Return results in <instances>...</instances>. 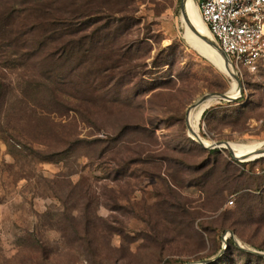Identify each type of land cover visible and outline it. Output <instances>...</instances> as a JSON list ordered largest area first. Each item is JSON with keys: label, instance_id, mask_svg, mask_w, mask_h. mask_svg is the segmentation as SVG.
Instances as JSON below:
<instances>
[{"label": "rangeland", "instance_id": "rangeland-1", "mask_svg": "<svg viewBox=\"0 0 264 264\" xmlns=\"http://www.w3.org/2000/svg\"><path fill=\"white\" fill-rule=\"evenodd\" d=\"M41 2L76 7L98 33L92 59L58 70L50 40L38 48L47 13L0 0V264H264L234 242L264 254V156L188 132L189 107L236 84L195 49L183 0ZM236 71V98L198 105L193 129L257 146L264 69Z\"/></svg>", "mask_w": 264, "mask_h": 264}, {"label": "built area", "instance_id": "built-area-1", "mask_svg": "<svg viewBox=\"0 0 264 264\" xmlns=\"http://www.w3.org/2000/svg\"><path fill=\"white\" fill-rule=\"evenodd\" d=\"M196 4L212 39L237 69H264V0H197Z\"/></svg>", "mask_w": 264, "mask_h": 264}, {"label": "trees", "instance_id": "trees-1", "mask_svg": "<svg viewBox=\"0 0 264 264\" xmlns=\"http://www.w3.org/2000/svg\"><path fill=\"white\" fill-rule=\"evenodd\" d=\"M44 5L45 3H42L41 0H36V5L33 6L32 9V11H35V17L40 16L42 12L47 13L39 18L35 27L36 30L38 28L40 35L38 39L39 49L48 45V41L50 40L49 49L45 52L44 59L51 57H53L51 59L55 61L58 59V61H60L56 64L58 70L64 65V62L71 59L75 62L81 60V64L84 61L92 59L93 57L90 58L91 55L88 57L85 54L86 50H84V46L92 45L95 42L94 38L98 33V29L95 27L97 23L96 19L87 17L86 14L77 11L76 7L69 8L73 11H68L65 14H55L53 10L45 9ZM86 29H91V32L89 34L90 36L86 38L87 41H84V38L79 36V34ZM87 47L89 48L90 46ZM97 61L99 63V59H97ZM103 70L104 66L100 64L96 75L103 73ZM212 152L214 153L216 151L213 150ZM224 165L226 172L230 173L229 177L236 178L237 172L230 167V164L225 163ZM229 241L232 242L231 239H229Z\"/></svg>", "mask_w": 264, "mask_h": 264}, {"label": "bare ground", "instance_id": "bare-ground-1", "mask_svg": "<svg viewBox=\"0 0 264 264\" xmlns=\"http://www.w3.org/2000/svg\"><path fill=\"white\" fill-rule=\"evenodd\" d=\"M183 10L186 15L192 20L193 26L196 29L198 33H200V40L197 43L195 49L202 55H204L211 63H213L216 67H218L223 73L226 75L230 76V68L228 65L224 63L223 58L220 56L219 52L215 49L208 48L206 44L203 42L202 38L212 40V37L210 33L208 32L207 28L203 24L200 14L198 11V7L196 4L195 0H183ZM233 82L236 84V82L233 80ZM238 89L237 85L233 87L231 92H228L230 96L235 97L237 95ZM201 104V103H200ZM198 104V105H200ZM196 106H190L187 112V124L189 129L191 130L190 136L194 138L195 140L197 139L195 134V130L193 129V122L191 119V113L193 112L192 110L196 108ZM199 137V136H198ZM200 138V137H199ZM201 142L205 145L208 146L211 144V142H205L200 138ZM228 142V147L229 149L235 154L236 157L241 158L243 160H250L253 159L261 154V152L264 150V143L257 145V146H238V145H231ZM226 145V144H225ZM223 144L222 146L225 147Z\"/></svg>", "mask_w": 264, "mask_h": 264}, {"label": "water", "instance_id": "water-1", "mask_svg": "<svg viewBox=\"0 0 264 264\" xmlns=\"http://www.w3.org/2000/svg\"><path fill=\"white\" fill-rule=\"evenodd\" d=\"M180 10L182 11V2H181ZM196 33H198V32H196ZM200 37H201V36H200ZM202 39H203V42L206 44V46H207L208 48L215 49V50H217V51L219 52L220 56H221V57L223 58V60H224V63H225L226 65L229 66V68H230V77L236 82V85H237V88H238V87L240 86V82H239V78H238V74H237L236 68L234 67L232 61L229 59V57H228L225 53H223V52L219 49V47L217 46V44L214 42L213 39H212V40L205 39V38H202ZM228 91H229V90H228ZM228 91H227V92H224V93H207V94H204V95L201 96L199 99H197V101H196L194 104H192L191 107H192V106H196V105H198V104H200V103H203V102H205V101H211V100H216V101H218V102L234 100V99L236 98V96H235V97L230 96V95L228 94ZM187 125H188V124H187ZM188 132L191 133V130L189 129V127H188ZM190 133H189V134H190ZM195 136H196V138H197L196 141H198L200 144L204 145V144L201 142V140H200V138L198 137V135L195 134ZM193 139H194V138H193ZM223 144H224V145L226 144L224 148L228 149L229 152H230V154H231L235 159H238V157H236L235 154H234V153L229 149V147L227 146V145H228V142H211V144L208 145V146H209V147H223V146H222ZM262 156H264V150L261 152V154H260L259 156L255 157V158L262 157ZM240 159H241V158H240ZM253 159H254V158H253ZM224 240H226V238H225ZM234 242H235V244H236L239 248H241V249H243V250H245V251H250V252H252V253H254V254L264 256L263 253H260V252H258V251H254V250H250L249 248H247V247H245V246H243V245H240V242H238L236 239H234ZM202 262H203V263H207L208 260H204V261H202Z\"/></svg>", "mask_w": 264, "mask_h": 264}]
</instances>
